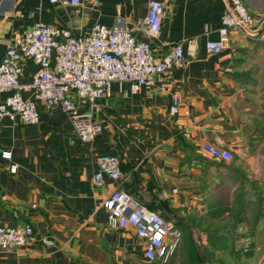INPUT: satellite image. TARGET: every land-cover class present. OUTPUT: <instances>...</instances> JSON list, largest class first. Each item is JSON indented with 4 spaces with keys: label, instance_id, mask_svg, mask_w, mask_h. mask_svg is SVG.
<instances>
[{
    "label": "crops",
    "instance_id": "1",
    "mask_svg": "<svg viewBox=\"0 0 264 264\" xmlns=\"http://www.w3.org/2000/svg\"><path fill=\"white\" fill-rule=\"evenodd\" d=\"M149 1L81 0L65 6L0 0V60L7 42L36 21L85 35L95 24L111 26L123 16L143 37ZM161 1L165 16L151 40L154 52L161 57L183 42L186 61L162 76L164 89L145 86L134 93L129 83H114L110 96L85 103L81 111L91 110L104 125L92 142L81 140L58 107L40 105L38 124L0 118V225L31 224L37 234L54 239L52 246L32 242L0 250V264L143 261L144 242L135 228L108 224L103 204L116 184L105 177L103 186L96 185L99 155L118 156L125 190L183 231L169 264H264V204L253 191L264 182L245 181L242 166L202 149L211 142L245 161L264 157V0H243L257 22L254 35L232 33L217 54L206 50V42L219 38L229 0ZM195 39L199 48L192 55L188 41ZM22 65V80H30L38 65L32 59ZM172 91L182 100L176 121L168 114Z\"/></svg>",
    "mask_w": 264,
    "mask_h": 264
},
{
    "label": "built area",
    "instance_id": "2",
    "mask_svg": "<svg viewBox=\"0 0 264 264\" xmlns=\"http://www.w3.org/2000/svg\"><path fill=\"white\" fill-rule=\"evenodd\" d=\"M65 6H79L81 0H50ZM165 16V2L149 1V12L140 25L143 37L129 28L123 16H117L111 25L95 24L85 35H77L71 27L34 22L27 30L7 42L0 60V118L8 117L24 125L40 122L39 106L61 108L71 120L76 134L85 143L92 142L104 129L91 110L81 107L97 98L111 95L114 83L130 84V90L139 93L145 86L166 87L163 75L186 61L184 43H177L171 51L158 57L152 39L161 32ZM256 19L243 0H229L222 16L219 38L208 40L210 54L222 52L232 33L253 36ZM198 40L188 41V52L194 55ZM32 59L38 69L30 80L23 81V65ZM9 92V93H8ZM24 92L29 95L25 96ZM8 93V94H7ZM6 94V95H5ZM182 100L177 92H170L168 114L175 121L181 113ZM189 113V112H187ZM202 149L215 159L231 161L232 152L211 142ZM8 159L11 152H6ZM97 186H103L105 177L116 188L105 200L108 224L113 228H135L144 242L143 261L140 264H169L183 238L176 222L166 219L159 211L146 206L124 188L125 174L116 155L95 157ZM12 173L17 164H12ZM177 192V189H173ZM32 242L47 246L54 244L49 235H39L31 224L0 225V250L24 247ZM202 244L206 239L201 238Z\"/></svg>",
    "mask_w": 264,
    "mask_h": 264
},
{
    "label": "rangeland",
    "instance_id": "3",
    "mask_svg": "<svg viewBox=\"0 0 264 264\" xmlns=\"http://www.w3.org/2000/svg\"><path fill=\"white\" fill-rule=\"evenodd\" d=\"M233 166L241 167L243 171V178L247 182L257 181V182H264V157L261 158H250L249 161H245L242 157H235L231 160ZM238 175V179H239ZM231 179V178H230ZM254 192H259L262 203L264 204V188H256L253 189ZM189 239V236L186 237ZM185 264V263H184Z\"/></svg>",
    "mask_w": 264,
    "mask_h": 264
}]
</instances>
